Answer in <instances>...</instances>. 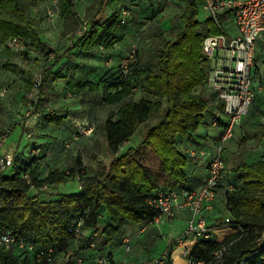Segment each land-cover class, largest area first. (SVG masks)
<instances>
[{"label":"trees","instance_id":"trees-1","mask_svg":"<svg viewBox=\"0 0 264 264\" xmlns=\"http://www.w3.org/2000/svg\"><path fill=\"white\" fill-rule=\"evenodd\" d=\"M39 1L0 0V44H6L11 38L22 39L24 45L30 43L35 51L45 52L46 59H53L49 65L43 66L40 74V83L36 88L38 105L46 95L50 71L71 49L87 55L95 53L99 48H112L118 41L113 32L122 29L120 25L126 23L127 14L133 17L128 7L119 6L104 22L97 19L105 7L112 6L119 0H91L82 18L76 12L75 0H56L61 20L82 25V33L76 34L71 47L58 54L39 39L36 22L31 15V9ZM177 1L185 5L180 17L184 25L176 32L173 40H162L156 52L155 66L139 68V48L134 44L137 61L129 65V71L124 75L120 63L129 54L128 49L117 63L114 74L116 77L112 82L106 83L101 94H98L104 105L117 107L114 115L107 117L100 128L106 148L112 155H117L119 148L135 134L139 126L152 119L157 120L155 125L144 131L141 144L159 159V170L167 177V185L156 188L142 163L136 159L135 150L127 148L109 166L103 168L100 176L87 177L80 174L82 186L78 192L59 194L54 200L40 201L29 195L31 187L39 189L43 185L67 183L76 178L79 169L49 170L44 177L38 178L40 161L24 162L25 159H22L23 164L12 175L0 178V225L33 244L52 248L53 254L60 258L70 251L69 248L76 239L67 232L69 222L84 213V228L97 230L103 227L100 232L102 244H119L126 228L145 229L154 224L157 213L147 204L148 198L163 189H192L186 185L183 172L189 159L178 149L176 138L188 136L204 123L208 109L205 97L208 95L216 100L219 114L223 116L222 104L216 94L205 88L208 64L201 53L202 40L219 34L220 30L214 20L198 19L201 0ZM121 17H125L124 24H121ZM131 19L136 21L134 17ZM222 22L223 19L220 18V23ZM4 68L16 69L9 65H4ZM74 85L76 89L87 90L92 94L98 91V84L90 81L76 82ZM137 86L146 95L138 102H133L129 98ZM32 88L28 84L27 92ZM74 115L80 117L78 114ZM66 117L48 112L43 115V120L58 126ZM210 120H216L217 126L224 125L221 118ZM74 132L75 130L71 131L68 140ZM94 133L95 127L92 135ZM25 174L29 180L23 177ZM220 187H224L226 213L222 220L230 219L231 228L218 232L212 241L197 242L187 256H183L171 242L161 251L166 250L163 264H172L171 253L175 249H178V255L186 264L188 260L209 264L214 259V253L221 249H224L223 255L215 264H238L257 249L261 235L264 234V159L261 157L256 162L241 163L227 171ZM91 243L88 247L93 248ZM70 252L72 258L66 264H75L76 259L82 260L84 264L80 256ZM99 256L106 257L110 264H116L110 254H99L96 257ZM16 259L10 253H0V264H14ZM34 264L46 263L41 261ZM257 264H264V251L260 252Z\"/></svg>","mask_w":264,"mask_h":264},{"label":"crops","instance_id":"crops-1","mask_svg":"<svg viewBox=\"0 0 264 264\" xmlns=\"http://www.w3.org/2000/svg\"><path fill=\"white\" fill-rule=\"evenodd\" d=\"M50 1L51 0H40L38 4L31 9V14L36 12V10L41 14L46 13L49 9L48 7H50ZM174 1L177 3L175 4V7L180 6L182 9L180 14L181 17L185 5L177 0ZM90 3L91 0H75V9L78 15L80 13L82 14V16H80L81 18ZM138 3V0H119L114 5L105 7L99 14L100 16L98 15L97 19L104 22L119 6L128 7L133 17L138 16L141 14V9H138L135 6ZM55 9V13L58 15L57 4ZM201 13L203 12L200 10L198 19H206L204 13L205 16L200 17ZM59 20L61 22H69L68 20H61L60 18ZM45 24V19L36 22L39 39L44 45L53 49L58 54H61L70 48L68 45L71 44L70 39H57L60 35L54 36L53 34L46 33V28H44L46 27ZM227 24L228 29L232 30V26L229 23ZM129 25L127 32H130L135 36H140L142 27H140L135 21ZM183 25L184 23L182 21L180 28H182ZM176 26L177 24L173 19L170 24L163 26L167 33H165V35H170V38H166L167 40L174 39L176 32L180 29H176ZM121 31L123 30L117 29L113 32L114 36L118 38V41L112 46V48H99L95 53H89L87 55L80 53L77 49H71L61 62L50 71V74L48 75V95L46 96V98H49V112H53L56 115L67 116L72 110H85L86 104L89 103L88 100H91L90 102L92 103V100L98 99L102 87L106 85V83L112 82L116 77L114 74L116 72L117 63L126 52V47L128 45L127 41L129 39L126 40V38L122 37ZM18 51L19 50L16 48L8 47L6 44H0V89L5 88L7 90V94L3 98H0V132L5 127L10 126L11 123L16 124L13 129L10 130L12 135L8 140V143L0 150L3 152L16 151L17 153L24 154V149H20L23 141L20 130V120L26 114L24 98L27 96L26 92L29 81L26 79L24 71L26 67L23 64V59L20 57ZM32 51L35 53L41 52L35 51L33 48ZM82 57L85 59H81ZM4 65L13 66L16 69H5ZM252 73L253 88L256 90L257 94L250 107L248 115L245 117L240 127L235 129L233 137L225 145L222 157H224L226 153V147L237 135H239V133L244 132V130H247L249 127L264 126V36L260 37L256 42ZM85 81L97 83L98 91L95 92V94H92L87 90H78L75 88L74 84L76 82L82 83ZM205 101L208 103V109L204 116V123L199 125L194 131L190 132L188 136H177L176 138L177 147L181 152H184L189 148H195L203 150L206 153V157L199 162H193L189 159L183 169L186 185L190 186L192 189L200 187L205 180L207 176L208 162L216 146L218 135L222 129V126L219 125L216 128L212 127L210 119L221 118L222 121L224 120L223 116L219 114V105L216 103V100L211 95H208L205 97ZM43 115L41 116V123L36 127L37 135L33 137V142L31 140L29 141L30 145L34 144V142H38L41 143L43 147L51 149V147L56 146L58 141L69 137L72 128L70 124H68V117H66L64 122L60 125L53 126L43 120ZM65 127H67V129ZM262 132H264V130H262ZM94 134L89 138H92ZM58 155L41 160L40 168L37 173L38 178L44 177L49 170L61 171L59 165H61L63 159ZM256 157L259 159L262 157V159H264V152L256 155ZM145 165L147 164L145 163L143 165L144 169ZM151 181H153V179H151ZM64 184H58L57 188ZM76 192H78V190L71 192L65 191L60 194H71ZM57 197L58 195L50 200H54ZM39 198L40 197L37 199L40 201H50ZM187 216L188 212L183 210L173 221H171V223L169 222L170 224L167 225L161 223L163 224L162 231L157 228L156 231L158 235L152 242L147 241L148 238L146 237V234L143 233L145 229L133 227L125 229L119 244L112 242L104 245L102 244V237L100 235L103 227H99L97 230L84 228L80 236L72 242L69 250L74 252L75 255L80 256L84 260V264H92L93 259L99 254H110L116 264H142L152 257L157 256L171 243L170 240L172 239L170 237H173L174 235L176 236L180 233L185 225ZM225 216L224 197L220 187L217 190V197L213 208L207 216V224H219ZM164 226L167 227L164 228ZM91 242H94L95 246H93V248L88 247V244ZM126 246H128V249H126ZM178 253V249L172 251L171 263L186 264L185 260L182 259Z\"/></svg>","mask_w":264,"mask_h":264},{"label":"built area","instance_id":"built-area-1","mask_svg":"<svg viewBox=\"0 0 264 264\" xmlns=\"http://www.w3.org/2000/svg\"><path fill=\"white\" fill-rule=\"evenodd\" d=\"M200 10L206 15V18L214 20L220 30L219 34L207 36L202 40L201 53L208 64L204 85L207 90L214 92L221 102L224 125L210 156L207 176L200 187L197 189H163L147 199V204L157 213L154 223L161 224L164 220H172L183 210L188 212L186 226L172 241V244L180 250L183 256H187L197 242L212 241L218 232L230 229L232 226L228 218L215 225L207 224L206 220L216 201L219 185L227 173L222 157L224 147L233 137L235 129L242 124V120L248 114L257 94L253 88L252 73L255 46L257 40L264 36V0H201ZM122 14L126 15L124 11ZM54 15V11L50 9L47 11L49 20H52ZM220 18L223 19L222 23H220ZM124 23L125 17H122L121 24ZM227 23L232 26V30L228 29ZM6 45L20 51L24 42L22 39L11 38ZM135 61H137L136 47L132 45L129 54L120 63L124 75L128 73L129 65ZM39 83L40 76L33 82L32 90L36 92ZM6 94L7 90L1 88L0 98ZM28 99L31 100L30 97ZM29 106L30 109H33L35 103H31ZM71 119H74L71 122L75 125L76 131L70 140L62 143V147L66 149L79 137H90L94 131L93 123L88 122L85 118L73 117ZM23 126L25 127L23 135L27 139L31 138L30 126L27 123ZM211 126L217 127L216 120L211 122ZM10 130L9 128L8 131L0 135V149L5 145ZM32 148L30 152L23 154L24 162L40 161L44 154L49 152L43 146ZM184 153L193 162H199L206 157L205 151L195 148L186 149ZM22 159L20 153L0 150V178L12 175L23 164ZM76 174L79 175L78 172ZM79 176H76L78 190L82 186ZM23 177L29 180L26 174ZM47 187V185H43L40 189ZM85 220L86 213L69 222L67 232L75 238L79 237L84 229ZM90 246L93 247L94 244L91 243ZM223 251L224 249L215 252L214 259L209 264H215L222 257ZM261 251H264V234L261 235L257 249L238 264H257ZM53 252L52 248L33 244L23 236L14 234L8 228L0 225V253L14 255L17 258L14 264H34L41 261L46 264H66L72 258L71 252L60 258ZM165 257L166 250L145 264H163ZM2 264L11 263L4 262ZM75 264H83V262L76 259ZM93 264H110V262L106 257L99 256L94 259ZM187 264H204V262L188 260Z\"/></svg>","mask_w":264,"mask_h":264},{"label":"rangeland","instance_id":"rangeland-1","mask_svg":"<svg viewBox=\"0 0 264 264\" xmlns=\"http://www.w3.org/2000/svg\"><path fill=\"white\" fill-rule=\"evenodd\" d=\"M138 1L139 3L135 6L138 9H141V14L135 16L134 18H136L135 22H137V24L142 27L140 36H135L132 33L127 32V28L130 26L129 24L133 22L131 19L133 18L131 14H127V20L124 25H120L118 23V25L122 26V37L126 38V40L129 39L127 41L128 45L126 47L125 54L128 52V49L130 50V47L132 45L137 44L139 48V68L154 67L157 55L156 52L159 49L162 40L165 38H170L169 34L165 35L166 31L164 30L163 26H166V24H170L171 20L173 19L177 24L176 29H179L182 24V20L180 19L182 9L180 6L175 7V4L177 3L174 0ZM48 8L55 12L56 1L51 0L50 7ZM31 15L36 22L45 19L46 27L44 28H46V33L53 34L54 36L60 35L59 37H57V39L68 38L70 39L71 44L74 38L77 36L76 34H79L80 30L82 29V25H80L79 23L72 21L61 22L58 18L57 13H55L52 20L48 19L47 12L41 14L36 10V12H33ZM79 16H82V14L80 13ZM204 16L205 15L201 13L200 17ZM71 44L68 45L71 47ZM18 52L20 54V57L23 59L24 66L26 67L24 70L26 79L29 81V84L33 86V82L35 81V79H37L38 76H40L43 66L47 64L49 65L53 59L52 57H48V59H46V57L44 56V52L35 53L34 51H32L30 43L28 45H23L22 50ZM81 59L85 58L82 57ZM32 89L26 92L27 96L24 98V105L26 107L27 114H25L20 120V130L23 137L20 149H24L23 153L30 152L33 149L32 147L42 146V144L38 142H34V144L30 145L29 140L33 142V137L37 135L36 127H38L41 123V116L44 113L49 112V98H46V96L48 95L47 88L46 95L39 105L37 103L39 99L38 93L37 91L35 92ZM145 95L146 93L142 91L139 86H137L136 90L131 94L129 100L138 102L139 99ZM29 97L31 98V100L28 99ZM33 100L35 101L33 102ZM90 101L91 100H88L89 103L87 102L88 104H86L85 110H72L70 114H67V117L69 120L68 124H70L73 131H76L75 125H73V123L71 122L74 121V119H71L75 117L74 114H78L81 118H85L88 122H93V125L95 127L94 136L92 138L79 137L77 141L71 143L68 149L63 148L60 145L62 141L68 140V137H66L63 140L58 141L56 143V146L48 149L49 152L45 153L41 159H45L48 157L50 158L54 155L59 154L58 156L63 159L61 165H59L61 171H68L72 168H75L79 169V175L85 174L87 177H98L103 171V168L109 166L111 161H113L116 156L123 153L127 148H133L135 150L136 159L140 163H142V165H144L145 163L147 164L145 165L144 170L147 173L149 179H153L154 182L152 181V183L155 185V187L159 188L161 186H166L167 177H165V175H163L159 170V159L148 148L141 144L142 134L148 127L155 125L157 123V120L152 119L139 126L135 134L119 148L117 155H112L106 148V143L100 128L101 124L107 117L114 115L117 107L104 105L99 97L97 100H92V103ZM31 103H35L33 109H30L29 104ZM25 123L30 126V130L32 131V136L29 139H27L25 135H23V129L25 128L23 125ZM15 125L16 124L11 123L10 126H7L1 130L0 135L8 131L9 128L12 130ZM65 128L67 129V127ZM262 130H264V126H254L253 128L249 127L247 128V130H244V132L239 133V135H237L230 142V144L226 147V153L223 157V160L226 163L225 165L227 171L233 170L241 163H252L256 162L259 159L256 157V155L262 154V152H264V132H262ZM11 135L12 132L9 134L5 145L8 143ZM14 153L17 152L15 151ZM21 157L23 159L25 158L23 154H21ZM57 185L58 184H55L53 186L48 185L46 189H37L31 187L29 190V195L36 198L40 197L39 199L43 200H50L65 191L71 192L78 190L76 178L70 179L67 184L62 185L59 188H57ZM221 190L223 193L224 187H221ZM174 219L169 221L164 220L163 223L168 225ZM162 226L163 224L154 223L153 225L145 228L143 233L146 234L148 242H152L156 239L158 235L156 230L157 228L161 230ZM185 226L186 222L184 227ZM166 227L167 226H164V228ZM184 227L182 228V230L184 229ZM178 235L170 237L172 239L170 240V242H172Z\"/></svg>","mask_w":264,"mask_h":264}]
</instances>
